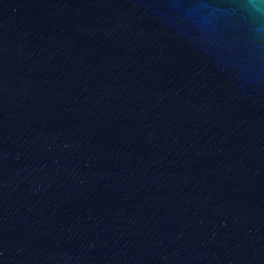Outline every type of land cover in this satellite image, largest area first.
<instances>
[{
    "label": "water",
    "instance_id": "1",
    "mask_svg": "<svg viewBox=\"0 0 264 264\" xmlns=\"http://www.w3.org/2000/svg\"><path fill=\"white\" fill-rule=\"evenodd\" d=\"M0 264H264V6L0 0Z\"/></svg>",
    "mask_w": 264,
    "mask_h": 264
},
{
    "label": "clouds",
    "instance_id": "2",
    "mask_svg": "<svg viewBox=\"0 0 264 264\" xmlns=\"http://www.w3.org/2000/svg\"><path fill=\"white\" fill-rule=\"evenodd\" d=\"M258 2L261 6H264V0H258Z\"/></svg>",
    "mask_w": 264,
    "mask_h": 264
}]
</instances>
